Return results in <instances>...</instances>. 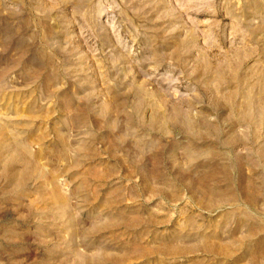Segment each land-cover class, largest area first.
<instances>
[{
    "label": "rangeland",
    "instance_id": "obj_1",
    "mask_svg": "<svg viewBox=\"0 0 264 264\" xmlns=\"http://www.w3.org/2000/svg\"><path fill=\"white\" fill-rule=\"evenodd\" d=\"M0 264H264V0H0Z\"/></svg>",
    "mask_w": 264,
    "mask_h": 264
}]
</instances>
